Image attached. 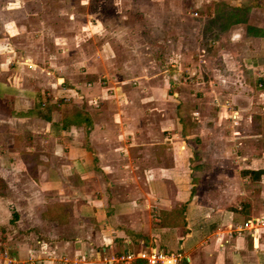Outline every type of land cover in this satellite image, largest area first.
<instances>
[{
  "label": "crops",
  "instance_id": "0c3cea01",
  "mask_svg": "<svg viewBox=\"0 0 264 264\" xmlns=\"http://www.w3.org/2000/svg\"><path fill=\"white\" fill-rule=\"evenodd\" d=\"M129 1L130 22L158 23L148 25L147 37L166 38L173 23L184 17V7L195 17L199 7L206 6L207 23L219 24L231 38L252 42V47L243 45L245 53L256 55L250 64L253 68L263 64L255 47L259 52L264 48V0ZM4 11L0 40L16 37L19 30L7 29L12 18L8 9ZM175 44L182 46L177 40ZM0 46L2 52L4 45ZM28 54L25 57L31 61L35 55ZM20 63L8 66L0 61V228L19 254L42 243L64 256L81 257V264H100V250L137 252L153 246L179 253L186 264H264V232L253 242L246 230L235 231L264 215V173L255 178L242 174L264 171V152L222 163L199 154L194 157L185 139L197 141L210 130L199 128L198 134L184 129L178 108L167 115L164 100L175 94L167 91L174 79L163 74L164 68L144 74L143 64L130 59V73L137 72L130 82L138 84L130 87L129 98L124 94L133 104L130 114L97 84L80 89L70 81L55 80L43 83L40 90L34 87L35 67ZM56 91L66 96L60 100L74 107L86 96L102 95L101 113L79 107V112L66 114L67 104L53 100ZM152 109L156 114H150ZM153 116L158 124H147ZM248 180L258 183L256 196L263 201L257 215L248 210L254 197L247 195ZM205 182L210 183L200 193L199 184ZM165 212L170 213L168 223Z\"/></svg>",
  "mask_w": 264,
  "mask_h": 264
},
{
  "label": "rangeland",
  "instance_id": "374dc122",
  "mask_svg": "<svg viewBox=\"0 0 264 264\" xmlns=\"http://www.w3.org/2000/svg\"><path fill=\"white\" fill-rule=\"evenodd\" d=\"M128 3L129 0H0V13L6 14L4 10L8 9L12 18L9 24L12 28L7 25V29L11 32L19 29L16 37L0 40V45H4L0 61H6L8 66L21 65L22 62L28 69L35 67V79L38 78L39 86L34 87L40 90L43 83L55 80L59 83L70 81V85L77 84L80 89L97 84L106 96L121 101V106H127V111H130L133 105L128 102L130 87L138 85L130 82V77L137 74L136 71L130 73V59L135 57L140 65L143 64L144 74L160 73L164 68L163 74L167 78L173 77L174 81L170 82L167 91L175 95L168 96L163 104L167 115L174 114L178 108L180 114H177L181 117L177 118L184 129H193L198 134L199 128H204L206 132L210 130L208 134H202L201 139L195 136L197 141L185 139L186 144L193 148L194 157L199 154L200 158H213L222 163L225 159L264 152V48L259 52L260 47H255V53L263 64L253 68L250 63L256 55L250 50L245 53L243 48L244 44L251 46L252 42L243 43V39H237V36L231 38L219 24L207 23L206 6L199 7L201 10L194 13L195 17L190 16L192 12L187 14V7H184V17L173 23L166 38L157 34L147 37L148 25L155 27L158 23L130 22ZM9 7L17 9L12 11ZM247 12L251 14L248 8ZM139 31H146V35L130 36ZM176 40L181 47L175 44ZM32 52L35 57L28 61L25 54ZM232 63L236 67H232ZM10 68L14 71L12 66ZM27 76L23 75V78ZM58 76L62 77V81L57 79ZM53 93L54 101L67 104L66 114L79 112V107L82 111L86 109L97 113L102 109V95L86 96L81 101L82 105L74 107L72 102L60 100L66 96L58 95L57 91ZM218 113L226 118L218 119ZM150 114L156 112L152 109ZM151 121L158 124V118L154 116L147 124ZM185 167L191 166L185 163ZM209 183L199 184L200 193L202 186L206 188ZM255 184L258 185L253 180L245 183L247 195L254 196L248 206L253 215L259 213L260 203L263 202L256 196L258 189ZM205 200L207 198H202V201ZM1 230L0 264L82 262L81 257L64 256L52 245L42 246V243L29 245L25 253L19 254L15 243H10L9 238L6 240ZM135 252L100 250L99 263L115 264L104 261V257L109 259L112 254Z\"/></svg>",
  "mask_w": 264,
  "mask_h": 264
},
{
  "label": "built area",
  "instance_id": "2783aa9c",
  "mask_svg": "<svg viewBox=\"0 0 264 264\" xmlns=\"http://www.w3.org/2000/svg\"><path fill=\"white\" fill-rule=\"evenodd\" d=\"M233 112L236 113V111ZM232 117H235V115H232ZM241 230H247L253 242H256L260 233L264 230V216L251 218L244 223V226L238 227L235 231L240 232ZM106 257L107 256L104 257V261H111L115 264H117V262L129 264V262L135 257L145 259L148 264H178L181 258L180 254L177 252H166L161 249H156L153 246L147 251L140 250L135 254L120 253L110 255L109 259Z\"/></svg>",
  "mask_w": 264,
  "mask_h": 264
},
{
  "label": "trees",
  "instance_id": "16d2710c",
  "mask_svg": "<svg viewBox=\"0 0 264 264\" xmlns=\"http://www.w3.org/2000/svg\"><path fill=\"white\" fill-rule=\"evenodd\" d=\"M261 173H264V171H263V170H246V171H242V174H243V175H249L250 178L258 177ZM179 212H180V211H179ZM179 212L174 211V212H172V213H179ZM162 213H164V211L161 212V214H162ZM180 213H181V215H182V212H180ZM169 214H170V213L165 212V216L167 217V219H166V223H168L167 221H169V220H168V219L170 218V217H168ZM162 215H163V214H162ZM171 215H174V214H171ZM173 217H174V216H173ZM163 221H164V219L162 218V223H163ZM172 223H173V220H172ZM130 264H148V263H147V261H146L145 259H143V258L135 257V258H133V259L130 261ZM178 264H186V260H185L184 258H180Z\"/></svg>",
  "mask_w": 264,
  "mask_h": 264
}]
</instances>
